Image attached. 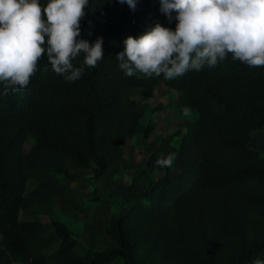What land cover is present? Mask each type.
I'll list each match as a JSON object with an SVG mask.
<instances>
[{
	"label": "trees",
	"instance_id": "trees-1",
	"mask_svg": "<svg viewBox=\"0 0 264 264\" xmlns=\"http://www.w3.org/2000/svg\"><path fill=\"white\" fill-rule=\"evenodd\" d=\"M135 3L132 10L118 0H89L77 39L91 45L101 37L104 57L95 68L85 67L80 79L66 81L45 55L25 89L0 94V264L263 260L264 146L250 140L264 125V66L234 61L229 53L215 67L171 80L163 74L128 77L115 59L123 40L156 23L171 30L177 23L160 11L159 0ZM82 62V56L72 61L75 67ZM159 82L178 91V104L193 111L184 131H174V173L147 176L161 157L151 153L132 176L126 198L117 201L95 184L124 162L127 136L139 132L146 139L151 132L144 113L158 110L160 102H141L156 98ZM77 169L91 171L92 192L84 199L67 183ZM136 179L145 186L137 194ZM101 204L112 207L103 230L112 245L75 250L66 218L90 219Z\"/></svg>",
	"mask_w": 264,
	"mask_h": 264
},
{
	"label": "clouds",
	"instance_id": "clouds-1",
	"mask_svg": "<svg viewBox=\"0 0 264 264\" xmlns=\"http://www.w3.org/2000/svg\"><path fill=\"white\" fill-rule=\"evenodd\" d=\"M135 10V0H118ZM160 11L175 30L155 26L138 37L127 36L116 54L128 77L137 73L171 80L189 70L215 67L227 54L251 67L264 66V0H159ZM89 0H0V94L25 89L47 57L53 71L74 82L85 67L95 68L104 57L103 39L91 45L77 39ZM175 13V16L172 14ZM47 46L45 47V38ZM83 57L79 67L72 63ZM187 111V110H185ZM175 153L156 164L172 167ZM253 264H264L259 258Z\"/></svg>",
	"mask_w": 264,
	"mask_h": 264
},
{
	"label": "rangeland",
	"instance_id": "rangeland-1",
	"mask_svg": "<svg viewBox=\"0 0 264 264\" xmlns=\"http://www.w3.org/2000/svg\"><path fill=\"white\" fill-rule=\"evenodd\" d=\"M137 75L144 76L140 73H137ZM153 96L156 98H149L141 102V105L160 102L158 110L153 112L146 110L144 113L143 121L150 123L151 132L146 139H141V133L139 132L127 136L122 145L124 162L106 170L103 178L95 184L100 188H104V191H109L117 201L126 198L127 185L130 183L132 176H135L144 167V161L149 154L155 153L158 156H167L174 153L178 143V136L174 134V131H184L192 120L193 111L178 104V91L175 89L168 88L159 82L155 85ZM250 143L256 146H264V125L253 133ZM166 170L171 174L174 173L172 167L162 168L155 164L146 171V175L155 179ZM74 173L77 177L67 182L68 185L77 191V198H87L92 192V185H89L90 169H77ZM143 181V179L133 181V193H140L144 189ZM32 185L31 182L27 185V188ZM111 212L112 207L110 205L101 204L93 208L90 219L83 220L80 218L74 221L72 218H66L69 220L68 225L76 239L75 250L103 249L112 245L103 234ZM41 219L47 225V218L44 214H41ZM47 228L50 229V226L47 225ZM117 264H120V261H117Z\"/></svg>",
	"mask_w": 264,
	"mask_h": 264
}]
</instances>
